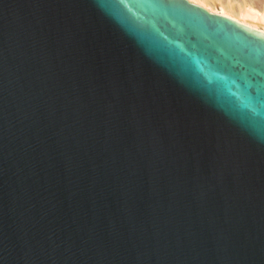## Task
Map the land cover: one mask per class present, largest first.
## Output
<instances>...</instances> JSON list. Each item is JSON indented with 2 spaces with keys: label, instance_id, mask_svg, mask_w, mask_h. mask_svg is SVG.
Instances as JSON below:
<instances>
[{
  "label": "water",
  "instance_id": "obj_1",
  "mask_svg": "<svg viewBox=\"0 0 264 264\" xmlns=\"http://www.w3.org/2000/svg\"><path fill=\"white\" fill-rule=\"evenodd\" d=\"M0 264H264V32L0 0Z\"/></svg>",
  "mask_w": 264,
  "mask_h": 264
},
{
  "label": "bare ground",
  "instance_id": "obj_2",
  "mask_svg": "<svg viewBox=\"0 0 264 264\" xmlns=\"http://www.w3.org/2000/svg\"><path fill=\"white\" fill-rule=\"evenodd\" d=\"M207 10L228 16L241 24L264 32V0H189Z\"/></svg>",
  "mask_w": 264,
  "mask_h": 264
},
{
  "label": "rangeland",
  "instance_id": "obj_3",
  "mask_svg": "<svg viewBox=\"0 0 264 264\" xmlns=\"http://www.w3.org/2000/svg\"><path fill=\"white\" fill-rule=\"evenodd\" d=\"M238 1H241V0H238Z\"/></svg>",
  "mask_w": 264,
  "mask_h": 264
}]
</instances>
